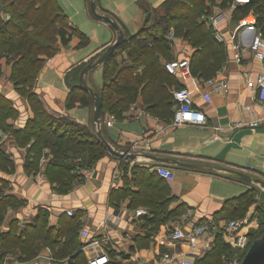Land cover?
<instances>
[{"label":"crops","instance_id":"crops-1","mask_svg":"<svg viewBox=\"0 0 264 264\" xmlns=\"http://www.w3.org/2000/svg\"><path fill=\"white\" fill-rule=\"evenodd\" d=\"M56 1L69 24L81 35L68 29L66 37L69 41L65 45L57 37L52 54L41 56L44 60L32 91L49 115L67 119L93 132V104L90 99L87 105L80 103V95L84 92L77 85L78 75L84 65L95 62L115 41L117 31L93 16L89 0ZM165 1L95 0V4L98 13L111 17L117 23L125 43L143 28L153 27L156 19L163 14L161 5ZM212 11V14L220 11L225 16L214 29L216 37L226 45L228 56L213 79L225 82L226 88L214 92L211 84H206L203 79L180 81L175 77L179 85L190 90L194 106L205 114V124L173 126L171 120L175 105L169 117L153 114L147 110L139 93L120 118L106 110L101 119L104 136L111 146L133 154L134 158L116 159L105 151L88 164L86 147L64 149L57 160L73 167L72 188L65 194L57 192L56 184L44 174L45 165L53 159L50 149L44 148L36 167H32V142L18 141L15 136V132L26 127L34 112L27 98L9 81L11 63H6L5 57L1 58L0 93L9 101L12 113L5 120L9 128H0V149L10 160V166L0 169V179L3 194L17 201L15 206H8L4 211L1 232H8L10 225L14 224L17 234L21 233L39 213H44L42 215H45L48 225L54 229H58L66 219H75L81 244L79 250L87 263L93 253L90 242L108 234L110 244L105 246V250L107 253L113 250L116 254L114 258L121 264H163L155 256L157 250L166 251L178 260L199 264L205 254L189 249L186 243L169 239L178 216L147 239L142 219L134 214L139 208H146L149 212L152 209L139 199V181L132 180L133 172L155 175L157 166L169 168L174 178H154L157 183L148 191L156 190L160 183L163 184V190L171 197L168 210L175 211L174 214L181 215L190 210L191 220L196 224H203L211 218L222 225L228 219L226 213L221 212L225 202L247 195L255 205L259 202L260 206L256 209L264 215V188L253 181L241 180L231 172H242L251 179L264 182V106L257 99L256 89H249L245 84L246 77H256L261 63L248 52L243 53L241 63H235L231 42L238 40L248 44L252 33L240 29L232 39L236 27L232 9L222 10L212 6ZM6 15L9 16L4 11L0 12L2 18L6 19ZM204 22L209 25L207 20ZM170 45L173 59L190 60L194 48L186 39L175 35ZM122 55L121 65H132V61L124 53ZM165 61L162 59L163 66ZM142 68L139 66L133 75L140 74ZM96 70L102 72L103 65L89 70L86 81L99 92L103 76L101 73L97 83L94 80ZM73 88L79 98L73 106H68ZM247 107L258 123L256 127L249 126L251 114ZM111 116L115 120L107 127L103 122ZM124 177L125 198L111 200L112 191L124 186ZM67 210H71L72 214L68 215ZM253 214H246L249 215V225L245 230L256 226L252 221ZM20 250V244H10L7 249L0 247V264H69L66 259H56L48 245L42 246L30 259H20Z\"/></svg>","mask_w":264,"mask_h":264},{"label":"trees","instance_id":"trees-1","mask_svg":"<svg viewBox=\"0 0 264 264\" xmlns=\"http://www.w3.org/2000/svg\"><path fill=\"white\" fill-rule=\"evenodd\" d=\"M232 1L220 0L215 4L216 0H166L161 5L163 14L156 19L153 27L143 28L120 45L103 64V85L98 92L102 100L101 119L106 110L120 118L139 93L143 96L147 110L169 117L172 114L171 108L175 105L172 88L182 85L162 65V59L171 60V42L166 39V33L172 27L174 35L186 39L194 48L189 60L192 75L203 80L211 78L221 69L228 55L227 47L216 37L214 27L207 25L204 20L212 14V6L227 9ZM3 11L9 17L4 19L0 16V60L5 57L6 63H11L9 81L27 98L34 112L26 127L15 132V136L18 141L32 142V167H36L42 150L47 147L50 149L53 159L45 165L44 174L51 183L56 184L54 187L57 192L65 194L72 188L73 167L57 160L60 152L66 148L86 147L89 155L87 163L91 164L106 150L97 139L94 128L91 132L87 127L49 115L32 91V86L44 60L41 56L52 54L57 37L65 45L69 41V37H66L67 30L78 32L69 24L56 0H0V12ZM249 12L254 14L255 26L264 38V0H251L247 4L237 5L232 12V19L237 21ZM82 39L85 40L84 37ZM122 53L132 61V65L117 62L116 57ZM139 66H143L141 73L133 75ZM72 90L68 106H73L79 98L74 88ZM89 99L85 92L80 95V103L83 105L89 104ZM11 113L9 101L0 93L1 129L9 128L5 120ZM8 166L10 160L0 149V169L5 170ZM155 175H142L140 171H134L132 177V180L139 181V199L152 209L150 216L140 217L147 239L166 222L178 216L177 213L174 214L175 211L168 210L171 197L163 190V184L160 183L156 190L148 191L150 186L153 188V184L157 183L154 178L160 177L156 173ZM1 182L0 179V224L6 208L15 206L17 202L10 195L3 194ZM123 185L112 191L111 200L125 198V177ZM251 200L247 195L233 198L225 202L221 212L226 213L227 220L229 217H242ZM42 214L39 213L21 233L17 234L14 224L10 225L8 232L0 231V247L7 249L10 244H20V259H30L42 246L48 245L56 259H66L69 264H88L79 250L81 244L78 241V223L75 219H66L58 229H54ZM263 231L264 228L260 229L254 238ZM231 249L217 235L212 249L205 253L199 264H210L211 259L218 263L222 256L227 260L226 256ZM108 254L107 264H121L114 258L116 254L113 250Z\"/></svg>","mask_w":264,"mask_h":264},{"label":"built area","instance_id":"built-area-1","mask_svg":"<svg viewBox=\"0 0 264 264\" xmlns=\"http://www.w3.org/2000/svg\"><path fill=\"white\" fill-rule=\"evenodd\" d=\"M251 0H233L230 4L232 12L237 5H243L249 3ZM7 16V15H6ZM9 16H7L8 18ZM225 16L223 13H215L208 16L207 23L214 28ZM243 29L252 33L251 40L248 44H244L241 41L234 40L231 42V49L234 51L233 59L235 63H241L243 53L248 52L253 58L260 61V70L254 79H248L246 77L245 84L249 89H256L257 99L264 106V38L255 26V16L249 12L246 16L239 18L236 21V27L233 30L232 39L238 34L239 30ZM169 42H173L175 35L173 29L165 35ZM165 70L177 77L180 81H186L192 79L197 81L198 78L193 76L190 70V64L188 59H171L164 62ZM206 84H211L214 92H220L226 88L225 82L214 81L213 77L203 80ZM172 97L175 102V112L171 120L173 126L183 125H197L202 126L206 122V117L203 111L194 106L190 90L186 86L174 88L172 90ZM247 110L251 114V120L249 122L250 127H256L257 121L253 117L250 108ZM115 120L114 116L105 120L103 124L107 127L111 126ZM102 124V122H101ZM155 173L165 179H173L174 173L165 166H157ZM68 215L72 214L71 210L66 211ZM136 217L150 216V212L146 208L136 209L134 212ZM191 211L186 210L176 218V224L171 229L169 239L173 242L186 243L191 250L197 251L198 254H205L210 251L214 244V239L217 235H220L225 243L232 248L246 252L251 241L245 230L249 225V216H244L238 219H229L219 225L214 222L213 219H207L203 224H196L191 220ZM186 226L188 228L186 229ZM110 244V236L104 234L100 239L96 238L90 242L92 246V256L88 258V264H107L109 262V254L105 250V246ZM161 263L163 264H194L193 261H186L184 259L178 260L174 255L166 251H155ZM227 264H240L238 261H226Z\"/></svg>","mask_w":264,"mask_h":264},{"label":"water","instance_id":"water-1","mask_svg":"<svg viewBox=\"0 0 264 264\" xmlns=\"http://www.w3.org/2000/svg\"><path fill=\"white\" fill-rule=\"evenodd\" d=\"M89 6L91 13L93 16L103 21L104 23L109 24L113 29L117 31V36L115 41L108 45L106 49L103 51V53L100 55V57L93 63H87L84 65L78 75V87L85 93H87L92 101L93 104V123H94V129L97 139L100 141V143L103 145L107 153H109L112 157L116 159H123V158H129L133 159V154H128L125 152L118 151L114 149L111 144L107 141V139L104 136L103 129L101 126V109H102V100L100 97V94L93 90L86 81V75L89 72V70L95 68L98 65H103L113 54V52L124 43V34L117 25V23L109 16L100 14L96 10V4L95 0H89ZM201 167V166H198ZM216 169H219V167H213ZM227 170V169H226ZM234 172L241 180L245 181H253L255 183H258L260 187L264 188V182L259 179H251L248 175H245L242 172L238 171H231ZM240 264H264V231L261 233L260 236L254 238L246 252L244 253Z\"/></svg>","mask_w":264,"mask_h":264},{"label":"rangeland","instance_id":"rangeland-1","mask_svg":"<svg viewBox=\"0 0 264 264\" xmlns=\"http://www.w3.org/2000/svg\"><path fill=\"white\" fill-rule=\"evenodd\" d=\"M220 0H216L215 4H218ZM229 8H231V6H229ZM221 9V8H220ZM223 10V9H222ZM220 12V11H219ZM213 13V12H212ZM252 13V12H251ZM202 19H205L202 18ZM208 17L205 19L207 20ZM124 56L121 54V55H118L116 57V60L117 62L121 63L122 62V58ZM171 59H173V56L171 55ZM170 60V59H169ZM101 71L100 70H96L95 74H94V80L98 83L100 82V79H101ZM260 206L259 202L257 203V205H255L253 203V200H251V203L248 205L247 207V210L246 212L244 213V216H249V215H246L248 212L249 214L254 212L253 214V220L256 224L255 227L251 226L249 229L246 230L248 236H249V239L250 241H252L255 237V235L260 231V229L264 228V215H263V212L261 213L260 211H258L256 208H258ZM242 216V217H244ZM242 217H229V219H238V218H242ZM170 221V220H169ZM230 253L226 256V258L228 257V259L226 261H238L240 263L243 255H244V251H240V250H236L234 248H232L230 251ZM225 258L223 259L222 257L220 258V262L216 263L217 261L214 260V259H211L210 260V264H227V262H224ZM206 263H209V262H206Z\"/></svg>","mask_w":264,"mask_h":264}]
</instances>
